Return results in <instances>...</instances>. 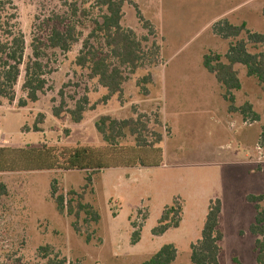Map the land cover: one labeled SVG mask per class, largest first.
Instances as JSON below:
<instances>
[{"label":"rangeland","instance_id":"1","mask_svg":"<svg viewBox=\"0 0 264 264\" xmlns=\"http://www.w3.org/2000/svg\"><path fill=\"white\" fill-rule=\"evenodd\" d=\"M9 1L16 7L25 52L15 99L0 106V149L5 150L0 153V264H143L167 244L177 251L172 264H191L190 244L200 238L209 201L215 198L222 202L219 264H257L256 237L249 231L255 208L245 198L264 196V148L258 149L264 85L246 77L243 66L236 67L242 88L232 92L234 105L252 102L258 114L255 123L244 121L258 132L254 152L249 151V178L239 164L248 143L236 137L242 124L230 128L214 114V108L228 103L222 86L203 69L202 58L224 55L225 46L235 41L214 35L215 23L226 20L252 32L264 30V0H124L122 27L149 41L143 42V65L134 73L124 68L122 93L108 99L107 90L75 63L93 21L102 14L95 0ZM137 13L152 26V36ZM71 24L79 39L70 51L48 49L51 29ZM37 40L49 72L46 87L37 103L20 107L18 102L26 98L25 63ZM153 41L159 46L157 58L150 53ZM92 44L98 48L95 40ZM248 50L258 52L252 46ZM148 76L149 82H143ZM84 97L86 111L75 124L66 111ZM62 102L56 118L53 108ZM159 102L164 104L163 119ZM102 116L120 121L140 117L148 128L147 140L154 141L152 133L163 140L154 150L138 148L126 129L118 146L109 147L95 129ZM43 147L53 150L51 157L60 168L48 169V159L30 157L28 150ZM79 147L104 152L103 168L86 172L61 167L64 150ZM224 152L234 154L232 164L221 163ZM53 188L55 196L64 195L73 207L78 202L91 206L99 220L83 212L78 218L59 214ZM174 200L182 206L179 227L152 235ZM260 207L264 210V200ZM133 233L139 236L136 244Z\"/></svg>","mask_w":264,"mask_h":264},{"label":"trees","instance_id":"2","mask_svg":"<svg viewBox=\"0 0 264 264\" xmlns=\"http://www.w3.org/2000/svg\"><path fill=\"white\" fill-rule=\"evenodd\" d=\"M95 4L101 9L102 14L99 20L93 21V29L83 41L82 50L75 63L78 67L88 70L89 78L96 79L98 84L107 90L108 94L105 99H108L113 95L122 93V87L126 81L123 73L124 68H128L131 73H134L143 65V60L146 59L143 42L149 40L147 37L138 39L131 29L122 27L124 0H95ZM137 15L152 36L154 34L152 26L147 21H143L139 13ZM262 18H264V11H262ZM76 28L74 24L67 25L63 29L52 28L47 37L46 47L69 52L79 39ZM212 32L221 39H233L235 41L229 43V48L224 55L215 53L204 55L202 65L224 89L223 98L228 103V110L230 112L239 111L245 121L255 122L258 120V115L253 112L252 106L244 104L240 108H236L232 92L241 89L238 72L235 68L237 65L245 68L247 77L254 78L260 85H264V30L259 33L252 32L245 28V24L233 25L224 20L215 23ZM93 40L96 41L98 48L92 44ZM39 45L42 43L38 40L36 44L35 42L32 43V56L25 63L22 90L26 93V98L18 102L20 107H26L28 103H36L39 94L43 93L46 87L45 76L49 72L43 63L44 53ZM249 46L254 47L258 52L250 53ZM158 47L153 41L150 53L156 58L159 54ZM24 52L25 41L18 28L16 7L9 0H0V106L3 101L12 103L15 99L14 89L20 76V68L24 64ZM149 80L150 77L148 76L143 79V82L146 83ZM87 104L88 100L84 97L73 110L66 111L75 124L82 121ZM63 105L62 102L59 108H53L54 117L58 118L61 115ZM39 117L41 120L44 118L42 114H39ZM95 129L109 147L118 146V139L124 136L126 129L131 136H134L138 148L154 150L156 145L162 141V136L158 133L150 134L154 136V141L147 140L148 128L140 117L120 121L109 116H102L95 123ZM34 131L40 132L41 130L34 126ZM140 131L145 134L143 135ZM259 138L261 146L264 147V128H262ZM2 151L5 150L0 149V153ZM28 152L30 157L38 155L48 159L50 161L48 169L60 168L59 163H55L51 157L52 149H31ZM63 153L62 155H66V158L61 167L65 170L86 172H98L103 168V160L106 157L104 152L82 147L67 149ZM126 165L128 164L126 163ZM86 181L90 182V178L88 177ZM55 195L56 190L53 188L52 196L59 214L67 212L68 215H74L78 218L83 212L86 216L91 217L92 221L97 222L99 220L98 213L91 206L78 202L73 207L71 201H65L64 195ZM262 200H264V196L248 195L245 198V201L254 204L255 208L254 222L250 225L249 231L252 236L256 237L254 252L257 264H264V210L260 207ZM221 209L220 199L216 198L209 201L200 238L191 243L189 247L191 264H219L220 243L223 240V233L219 224ZM181 216L182 206L177 200H174L171 206L165 207L157 226L152 230V235L161 236L169 229L178 228ZM75 227V231L79 232ZM132 236V244H136L139 241V236L137 233H133ZM176 257L175 247L172 244H167L143 264H172Z\"/></svg>","mask_w":264,"mask_h":264},{"label":"crops","instance_id":"3","mask_svg":"<svg viewBox=\"0 0 264 264\" xmlns=\"http://www.w3.org/2000/svg\"><path fill=\"white\" fill-rule=\"evenodd\" d=\"M236 4V3H235ZM237 4H239V1L237 2ZM221 41H222V39H221ZM226 41V40H225ZM228 48H229V46H228V44L225 46V51H224V53L223 54H225L226 52H227V50H228ZM175 55V54H174ZM174 55H172L170 58H173L174 57ZM237 66H240V65H237ZM236 66V67H237ZM235 67V68H236ZM203 69H204V67H203ZM205 71H206V69H205ZM208 73V72H207ZM209 74V73H208ZM245 76H246V72H245ZM214 77V76H213ZM247 77V76H246ZM215 78V77H214ZM238 78H239V72H238ZM250 78V77H249ZM216 80V79H215ZM240 80V79H239ZM240 83H241V81H240ZM241 88H242V84H241ZM241 90V89H240ZM239 91V90H238ZM37 103V102H36ZM160 103V111H159V113H160V116H161V118L163 119V110H164V104H163V102H159ZM31 104H35V103H31ZM244 104H250L251 106H252V110H253V112H255V106L253 105V103L252 102H244V103H236V105H234L236 108H240L241 106H243ZM213 112H214V114H216L217 116H218V118L221 120V121H223V123H227V124H229L230 125V128H232V126L234 125H236V124H238V121L239 122H241V123H239L240 125H241V130H239V132L236 134V137L238 138V141L240 142H248V143H246V144H244L243 145V154H244V157H242V161H240L239 162V164L241 163V164H243L244 165V167H245V169L247 170V171H245V174H246V177H249L250 178V173H249V168L251 167V162H252V160H251V155L249 154V151H252V152H254V144L256 143V139H257V130H254V129H252V130H250L251 129V126H246V122H244L245 121V119H244V117H243V115L239 112V111H235V112H230L229 110H228V105L226 104V102H225V104L221 107L220 106V108H214L213 109ZM256 113V112H255ZM257 114V113H256ZM258 115V114H257ZM249 122V121H248ZM256 122V121H255ZM254 122V123H255ZM244 127H246V128H244ZM226 130H227V128H226ZM261 130V129H260ZM228 131V130H227ZM223 134H224V132H223ZM162 140H163V138H162ZM247 140V141H246ZM225 153V154H224ZM223 154H224V156H223V158H222V160H221V163L223 164V165H227V164H232V157H234V154L232 153V154H229L228 152H224ZM216 199V198H215ZM212 200V199H211ZM222 203V202H221Z\"/></svg>","mask_w":264,"mask_h":264},{"label":"built area","instance_id":"4","mask_svg":"<svg viewBox=\"0 0 264 264\" xmlns=\"http://www.w3.org/2000/svg\"><path fill=\"white\" fill-rule=\"evenodd\" d=\"M262 148H264V147L261 146V141H260V139H259V142H258V149L260 150V149H262Z\"/></svg>","mask_w":264,"mask_h":264}]
</instances>
